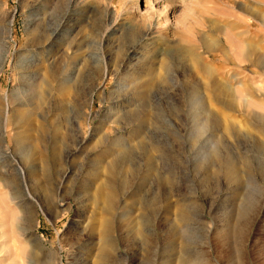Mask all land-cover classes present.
<instances>
[{"label":"rangeland","instance_id":"obj_1","mask_svg":"<svg viewBox=\"0 0 264 264\" xmlns=\"http://www.w3.org/2000/svg\"><path fill=\"white\" fill-rule=\"evenodd\" d=\"M263 127L264 0H0V264H264ZM213 152L252 168L226 182Z\"/></svg>","mask_w":264,"mask_h":264},{"label":"bare ground","instance_id":"obj_2","mask_svg":"<svg viewBox=\"0 0 264 264\" xmlns=\"http://www.w3.org/2000/svg\"><path fill=\"white\" fill-rule=\"evenodd\" d=\"M61 23L58 24V26L55 28L53 33H56L58 31V27H59V25H61ZM129 36H130L129 39H131L130 41H131V44H132L131 48H132L133 51H135V50H137V48L140 45L141 41L146 40V39L149 40V38H148L150 36L149 28H146L144 31H139V32L138 31H133V32H131L129 34ZM250 45H253V44H250ZM251 49H253V46H252ZM194 55H196V54H194ZM245 56H246V54H245ZM189 57L190 56H188V58ZM243 57H244V55H243ZM196 59L199 60V58H196ZM166 64L162 63V69L165 72H167L168 66H169V65L167 66ZM146 74L149 77V79L143 85V89L145 91L150 89L151 86L153 85V83L155 82V80L158 78L156 73L153 72L152 69L148 70V72ZM160 79L161 80H165L164 77H161ZM48 82L49 81H46V83H48ZM48 84H46V87L44 86L45 88H47V90L51 89L50 86H48ZM227 84H228V81H227ZM227 84H223V83L222 84L221 83L218 84V83H216L214 81L211 83V89L208 90V91L211 94V96L213 98V101L215 102L214 105L215 104L216 105H224V106H227V107L232 105L231 102L229 100H226V98H225V97L229 96V87H230V85L228 86ZM50 85H51V83H50ZM60 85L61 86L58 89V93L63 98V97H65L67 95L68 90L66 88V85H62V84H60ZM45 88H44V91H45L44 93L46 95V89ZM145 91H144V93H145ZM48 92H49V90L47 91V94H48ZM198 92H199L198 89H194L192 91L193 96H196ZM44 97H46V96H43V101H44L43 103H45V100H44L45 98ZM62 101H63V99H62ZM61 103L63 104V106L65 105L63 102H61ZM204 113H205V115L203 116V120H201V124L203 125V127H206L207 125L214 124L215 119L209 115V112L206 109H205V112H203L202 114H204ZM113 116H115V114H113ZM124 119L126 120V117H124ZM127 119H128V116H127ZM251 124H253V122H251ZM224 127L228 128V130H229V131H226L227 134H232V135L236 136L235 134L238 131L237 130L238 126H235V125H232V124L227 126V124H224ZM263 131H264V127H263ZM113 145L116 148H115V150L112 149L114 151L109 153V155L112 156V164L110 165L111 167H107V168H109L108 170L105 168V171H104V173H107L105 175H108L109 178H110V176L112 178L114 173H116L118 170H120L121 167L123 166V164L126 161L130 160L131 157L133 156L132 155L133 153L131 152L130 149L126 148L124 145L120 144L116 140L113 142ZM210 156H211V158H215V159H217L220 162L217 165V167H216V171L218 173H221L226 178V182H235L236 183L237 181H240L241 180V168L242 167L249 168V169L252 168V165L250 163H247V162L240 163V162H237V161L229 159V158L221 159L220 156L217 153H215V152L211 153ZM214 171H215V169H214ZM111 178L107 179L106 183H104V184L100 185L99 187L95 188V191L91 195V199L93 201H102V202H104V205H105L104 210L106 212H108L109 214L111 212H113V209H114V206H115V195H116V190H115L116 188L114 187V185H112L113 182H112ZM31 200L32 199L29 196V194L24 193V195L23 194L21 195V198H20V201H19L20 202L19 207L21 208L22 213L23 212L25 213V211H24L26 209L25 204L31 202ZM24 215H26V214H24ZM186 219H187L186 212H184V211L179 212L178 221L181 222V223H184L186 221ZM103 227H104V230H103L102 239H101L102 240L103 249H102V251L99 254L100 260H102V261L108 259V253H107L106 249L112 247V240H111V235H110V231H111V222H110V220H106L103 223ZM71 264H74V263H71ZM100 264H103V263H100Z\"/></svg>","mask_w":264,"mask_h":264}]
</instances>
